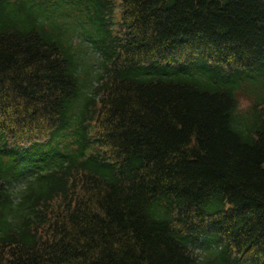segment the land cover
<instances>
[{"label": "trees", "instance_id": "1", "mask_svg": "<svg viewBox=\"0 0 264 264\" xmlns=\"http://www.w3.org/2000/svg\"><path fill=\"white\" fill-rule=\"evenodd\" d=\"M0 264H264V0H0Z\"/></svg>", "mask_w": 264, "mask_h": 264}, {"label": "rangeland", "instance_id": "2", "mask_svg": "<svg viewBox=\"0 0 264 264\" xmlns=\"http://www.w3.org/2000/svg\"><path fill=\"white\" fill-rule=\"evenodd\" d=\"M94 86H95V80L92 82V89H91V91H88V93H93V91H94ZM247 105V101H245V100H241V103H240V106L241 107H244V106H246ZM19 188H20V184L19 183H16V184H14L13 185V187L11 188V191L13 192V193H16L18 190H19ZM203 249L201 248V246H199L197 249H196V252L197 253H202L203 251H202Z\"/></svg>", "mask_w": 264, "mask_h": 264}]
</instances>
